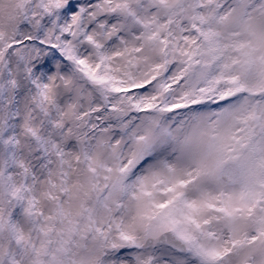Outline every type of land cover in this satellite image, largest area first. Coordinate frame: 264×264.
I'll use <instances>...</instances> for the list:
<instances>
[{
    "label": "snow or ice",
    "instance_id": "1",
    "mask_svg": "<svg viewBox=\"0 0 264 264\" xmlns=\"http://www.w3.org/2000/svg\"><path fill=\"white\" fill-rule=\"evenodd\" d=\"M0 264H264V0H0Z\"/></svg>",
    "mask_w": 264,
    "mask_h": 264
}]
</instances>
